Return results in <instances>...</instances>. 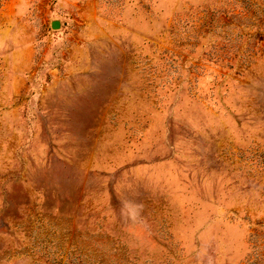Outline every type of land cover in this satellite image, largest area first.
Masks as SVG:
<instances>
[{"label":"rangeland","instance_id":"obj_1","mask_svg":"<svg viewBox=\"0 0 264 264\" xmlns=\"http://www.w3.org/2000/svg\"><path fill=\"white\" fill-rule=\"evenodd\" d=\"M0 264H264V0H0Z\"/></svg>","mask_w":264,"mask_h":264},{"label":"water","instance_id":"obj_2","mask_svg":"<svg viewBox=\"0 0 264 264\" xmlns=\"http://www.w3.org/2000/svg\"><path fill=\"white\" fill-rule=\"evenodd\" d=\"M50 26H51V28L56 29V28H58V22L52 21Z\"/></svg>","mask_w":264,"mask_h":264}]
</instances>
